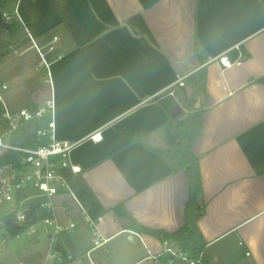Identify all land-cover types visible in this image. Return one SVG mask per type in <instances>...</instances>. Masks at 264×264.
I'll use <instances>...</instances> for the list:
<instances>
[{"label":"crops","instance_id":"crops-1","mask_svg":"<svg viewBox=\"0 0 264 264\" xmlns=\"http://www.w3.org/2000/svg\"><path fill=\"white\" fill-rule=\"evenodd\" d=\"M0 13L15 25L0 35L10 112L52 99L56 139L76 145L78 173L62 172L70 191L54 200L57 222L76 228L59 237L54 264L98 251L94 264H169L161 241L129 227L131 219L167 234L184 227L188 179L166 158L202 81V133L191 152L205 215L191 247L211 264H264V0H5ZM18 97L34 107L19 109ZM23 130L14 137L22 146L31 129ZM38 241L25 254L48 264V242Z\"/></svg>","mask_w":264,"mask_h":264},{"label":"built area","instance_id":"built-area-1","mask_svg":"<svg viewBox=\"0 0 264 264\" xmlns=\"http://www.w3.org/2000/svg\"><path fill=\"white\" fill-rule=\"evenodd\" d=\"M1 20L9 24L13 21V17L3 13ZM49 50L53 51V47ZM218 60L224 68L231 67L227 58L220 57ZM184 81L185 79L179 80L168 91L176 86L184 87ZM7 89L5 85L0 86V103L5 110L0 117V156L16 153L19 158L0 169V203H10L15 206L16 223L20 227L36 223V225L44 224L47 228H52L50 235L52 249L47 257V263H54L57 260L54 248L57 246L59 237L76 228L75 224L62 225L54 217L55 198L70 191L62 172L71 169L73 173H78V169L70 165V156L76 145L56 139L55 104L52 99L46 101L34 113L26 110L12 113L7 109L2 97ZM169 95L173 96V91ZM25 128L31 129L29 138L36 137L39 141L47 140L48 143L35 148L23 147L16 143L14 137ZM83 220L91 229L94 247H99L102 239L95 223L85 213ZM163 246L166 261L169 264L179 262L203 264L205 256L203 252L191 257L172 242H164ZM152 260L156 264L162 262L161 257H153Z\"/></svg>","mask_w":264,"mask_h":264},{"label":"trees","instance_id":"trees-1","mask_svg":"<svg viewBox=\"0 0 264 264\" xmlns=\"http://www.w3.org/2000/svg\"><path fill=\"white\" fill-rule=\"evenodd\" d=\"M4 2L5 0H0V11ZM14 27L15 25L13 23L9 25L8 30L0 26V35L5 31L11 33ZM196 52H199V44L197 43ZM201 61L203 60L201 59ZM199 94H204L206 96L204 81L201 83V90L199 91ZM4 111V106L2 103H0V117ZM190 111L191 114L189 115L188 119L182 125L177 127V138L173 144V151L166 158L174 173L184 171L188 179L189 201L184 215V227L174 234H167L161 231H150L144 229L138 226L132 219L131 225L129 227L130 230L137 234L148 235L158 239L162 242V244L164 242H172L178 246L184 244L195 236H199L200 233L197 223L205 215V207L201 201L203 187L199 160L191 152L193 145L198 141L202 133L203 113L201 110H196L195 108ZM47 143V140L39 141L36 137H32L23 143V147L35 148ZM18 158L19 155L16 153H9L7 155L0 156V169L15 162V160ZM34 225H36V223H30L22 227L18 226L14 213L2 220L3 228L12 237H18L22 233L32 228ZM203 264H211L206 256L203 257Z\"/></svg>","mask_w":264,"mask_h":264},{"label":"rangeland","instance_id":"rangeland-1","mask_svg":"<svg viewBox=\"0 0 264 264\" xmlns=\"http://www.w3.org/2000/svg\"><path fill=\"white\" fill-rule=\"evenodd\" d=\"M2 36H0V49L5 47V40H3ZM191 88V87H190ZM6 93V92H5ZM3 93V101L9 111H11V108H9V105L6 102V94ZM35 98V97H34ZM37 98V97H36ZM15 100H17V105L19 109H32L30 105V102L32 99L30 97L28 98H22L18 97ZM197 103H192L189 107V110H192L193 108H196ZM33 111V110H32ZM35 111H33L34 113ZM24 130H21L18 132L19 135L26 134ZM1 199V197H0ZM15 212V206L10 203H0V264H32V262L29 260L27 255L25 254L26 250L31 246L35 245L37 248L41 246L39 244L38 239L40 237H44L48 242V252L47 257L50 254L52 242L50 239H48V235L50 236L52 234V228H47L44 224H38L34 228H31L27 230L26 232L22 233L18 237H12L2 226V220L13 214ZM194 241L190 240L185 244L184 246V253H186L188 256L194 257L197 255L195 250H193L192 243ZM103 250V249H101ZM99 252L89 254L88 256H79V260L77 261L78 264H94V262L97 261V257L99 255ZM54 253L57 257L56 247L54 248ZM58 258V257H57ZM47 262V260H46ZM54 264V263H50ZM147 264H154L153 261ZM178 264H185L183 262H179Z\"/></svg>","mask_w":264,"mask_h":264},{"label":"water","instance_id":"water-1","mask_svg":"<svg viewBox=\"0 0 264 264\" xmlns=\"http://www.w3.org/2000/svg\"><path fill=\"white\" fill-rule=\"evenodd\" d=\"M0 26L3 27V28H9V25L7 23H5L3 20L0 19ZM205 102H206V96L204 94L201 95V99L200 101L197 103L196 105V109H200L201 106L205 105ZM182 114V111L176 107L172 112H171V116L173 118H176L178 117L179 115Z\"/></svg>","mask_w":264,"mask_h":264}]
</instances>
